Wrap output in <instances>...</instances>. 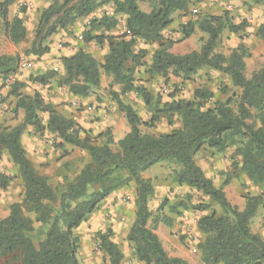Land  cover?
<instances>
[{
    "label": "trees",
    "instance_id": "trees-1",
    "mask_svg": "<svg viewBox=\"0 0 264 264\" xmlns=\"http://www.w3.org/2000/svg\"><path fill=\"white\" fill-rule=\"evenodd\" d=\"M249 1L264 7V0ZM16 2L0 0V29L14 45L25 41L27 35L23 19H9V8ZM142 2H151V10L142 11L139 6ZM107 5H112L113 15L90 20L81 33L84 44L108 46L101 64L90 53L79 49L71 56L60 57L61 75L49 70L36 77V83L44 85L50 78L58 76V86L67 87L72 96L89 97L101 86V68L122 87L123 93L132 91L134 70L143 65L141 60L146 54L144 50L134 51L136 43L142 41L159 45L151 56L147 71L151 77L166 82L172 75L186 82L199 70L208 68L227 76L240 94L203 109V104L212 98L208 90L194 92L198 103L183 99L161 103L146 88H135L152 114L145 125L153 127L162 117L169 125L173 117L181 124L180 128L156 136L143 134L140 129L143 122L133 107L124 103L117 93H112L113 101L129 126V132L118 141V151L114 152L111 137L95 145L100 134L91 137L90 131L57 112L39 92L22 95L23 84L14 83L11 95L16 98L15 110L23 111V121L0 131V153L6 152L15 166L23 184V197L21 202L11 204L7 217L0 219V258H9V264H80L79 240L74 231L103 200L131 183L135 187V214L127 241L136 259L144 264H190L182 258L170 257L148 225L161 221L170 227L171 220L166 217L153 219L148 201L154 194V187L142 174L155 165L170 163L177 167L172 172L175 184L194 190L209 201L207 204L181 201L169 207V212L178 216L188 210L206 212L196 224L203 235L198 245L201 261L204 264H264V239L251 231L253 218L259 209L264 210V193H247L243 197L245 205L239 210L229 203L223 189L216 187L195 161L203 146L223 152L239 142L240 147L236 150L241 160L239 171L254 186L264 187V62L258 71L246 78L243 46H238L228 58L215 52L225 29L237 33L244 30V24L234 25L223 14L203 16L195 22L180 25L181 40L193 35L195 28L207 38L202 40L198 51L174 55L169 49L176 42L164 39L162 31L172 24L173 14H185L189 10L190 0H51L41 12L27 54L38 58L48 54L50 37ZM118 15L126 18V30L131 37L126 33L106 35L116 29ZM256 35L264 42V25L258 27ZM15 71V58L0 55V76L6 77ZM40 114L48 116L46 124ZM27 127H33L37 132L46 130L60 140V147L77 148L89 155L90 162L59 194L46 177L39 175L28 158L21 142ZM8 181V177L0 175V189L5 190ZM228 183L229 178L225 185ZM212 206L218 207L220 212ZM96 238L111 264L123 260L122 252L112 240L111 229L97 233Z\"/></svg>",
    "mask_w": 264,
    "mask_h": 264
},
{
    "label": "rangeland",
    "instance_id": "rangeland-1",
    "mask_svg": "<svg viewBox=\"0 0 264 264\" xmlns=\"http://www.w3.org/2000/svg\"><path fill=\"white\" fill-rule=\"evenodd\" d=\"M30 2L31 0H18L16 11L27 14V19L29 18L31 21V14H38V11L34 12L32 9H28ZM41 3L47 7L51 3V0H41ZM151 4V2H142L139 6L141 10L148 12L152 8ZM190 4L191 7L185 14L177 13L183 17L181 25L195 22L207 15L221 16L226 14L227 20L230 23L237 26L244 24L245 27L244 30L237 33H232L225 29L220 36L215 52L228 58L233 50L240 45L243 46L246 51V55L243 58L245 64L244 75L246 78H250L253 73L262 67L264 62V42L256 35V31L260 25H264V7L254 5L249 0H202L200 2L190 0ZM111 6L107 5L101 8L103 14L100 17L106 15L107 8ZM193 8L198 10V13L194 16L191 14ZM100 17L97 18L95 15L89 17L85 27L89 26L90 20L99 19ZM122 20L121 17L117 25L122 26ZM35 28H33L31 34L29 31L30 39L18 45L11 43L3 30L0 29V55L15 58L16 82L23 84V87L20 89L21 94L31 95L35 91L39 92L46 102L57 104V106L54 105L56 111H61L60 113H64L66 116L79 113L85 114L89 112L87 109L96 111L104 108L107 119L97 122L99 124L93 130L83 129L90 131L91 137L100 134V137L95 140V145H100L111 137L113 140L111 148L114 152L118 151V141L123 139L129 132V126L123 113L118 110L113 101L112 93H117L124 103L133 107L143 122V125L140 127L143 134L156 136L180 128L181 124L176 117H173L169 125L167 119L162 117L153 127L145 125L149 122L152 114L142 101L140 95L136 93L135 88H146L161 103L171 101L172 99L195 100L198 103L199 100L194 99V92L197 89L208 90L212 93V98L203 104V109L212 107L215 102L225 101L232 95L240 94V90L231 85L227 76L208 68L199 70L190 81L186 82H182L180 78L172 75L169 76V80L166 82L162 78L151 77L147 71L157 44H144V42L138 41L134 51L140 52L144 50L146 54L143 60H141L143 65L134 70V90L123 93L122 87L117 85L112 77L105 74L100 68V88L93 90V94L88 98L73 102L70 101L72 95L68 92L67 87L58 86V76L50 78L44 85H40L34 81L36 77L43 75L49 70L61 75L60 68L54 65L56 58L51 59L47 55L38 58L27 54V51L31 47ZM177 29L180 30V26H175L170 31L171 35L174 36H171V38L173 40L177 39L174 45L180 48V55L198 51L203 44L202 40L207 38L205 33L195 28L193 35L187 41L186 39L179 41L181 37L175 36ZM83 31L79 34L77 33L78 36ZM62 32L73 34L68 29L60 30L57 33ZM122 34H125V31ZM57 36L58 34L56 36L53 35V44ZM163 38L167 39V37ZM75 39L77 40L76 35ZM60 43L65 49L72 46V43H63V41H60ZM22 63L26 64L25 68H21ZM98 63L101 64L100 61ZM4 79L5 77L0 76V131L7 127L13 128L23 121V111L15 110L16 98L11 95L12 85L9 87L4 86ZM85 100L91 101L85 103L83 102ZM95 105L96 108H94ZM40 117L43 124H46L48 116L40 114ZM21 142L27 149L36 171L39 175L47 178L48 183L57 194L62 192L66 184L72 182L79 171L90 162L86 151L69 146L60 147V140L46 130L37 132L33 127H27L22 135ZM239 147L240 144L237 142L223 152H216L203 146L196 154L195 161L201 167L205 176L211 179L216 187L223 189L229 203L241 210L245 205L243 197L247 193H264V187L259 188L254 186L239 171L241 160L236 153ZM176 169L177 167L174 164L163 163L155 165L142 174V177L149 180L154 187V194L148 201V207L153 219L160 220L166 217L171 220L170 227L161 221L157 224L149 222L148 225L159 237L165 251L170 257L182 258L190 264H204L201 261L198 250V245L203 240V235L197 229L196 224L198 219L205 215L206 212L200 213L188 210L178 216L169 212V207L181 201H189L191 204H207L209 201L200 193L185 186L175 184L172 179V172ZM0 175H4L9 179L6 189H0V219H3L8 216L11 204L21 202L23 197V184L6 152L0 153ZM227 178H229V183L225 185ZM134 202L135 187L130 183L103 200L88 219L74 231L79 240L78 259L80 264H111L102 253L96 238L97 233L105 232L107 229L112 230V240L123 254V260L119 264H144L136 259L133 249L127 241L129 229L134 222ZM163 203L165 205L159 211L158 209ZM212 209L220 212L218 207L212 206ZM263 216L264 210L259 209L251 222V231L264 239ZM8 260L9 258H0V264H9Z\"/></svg>",
    "mask_w": 264,
    "mask_h": 264
},
{
    "label": "crops",
    "instance_id": "crops-1",
    "mask_svg": "<svg viewBox=\"0 0 264 264\" xmlns=\"http://www.w3.org/2000/svg\"><path fill=\"white\" fill-rule=\"evenodd\" d=\"M18 1V0H17ZM17 3V2H16ZM16 3H14V5H12L9 8V19L12 20L14 17H19L21 19H23L24 21V26L27 30V35H26V39L25 40H29L30 39V34L31 31L33 30L34 27H36L39 17L41 15V12L45 9V6L43 5V3H41V0H31V2L29 3V8L28 9H32L34 12L38 11V14H31L32 18L31 21L29 20V18L27 19V14H23V13H18L16 11ZM103 8V7H101ZM101 8H99L96 12H94L92 14V16L89 17H93V15H95L97 18L100 17L101 14H103V10L101 11ZM39 9V10H38ZM107 16H111L113 15V8L112 6L110 8H107ZM109 11V13H108ZM143 11V10H142ZM145 12V11H144ZM87 18H82L80 20H78L72 27H68L67 29L72 31V35L68 34L66 32H62V33H57L58 36L54 39V44L52 41V37H50L47 40V43L49 44L48 46L50 47V52L48 54H46L47 56H49L51 59L52 58H56V61H54V65L56 67H59L61 70V62H60V57L61 56H71L72 54H74L75 52H77L79 49L84 50L88 53H90L96 60L102 62L103 61V57L108 53V46L107 45H103L101 47L95 46L94 43L93 44H84L82 42L81 39V35L78 36V34L86 29V24L88 23V19ZM122 17V26L117 25L115 30H111L110 32L106 33L107 36H117V35H121L125 30H126V24H125V20L126 18L124 16L118 15L116 18L118 19V22H120V19ZM28 20V22H26ZM172 24L164 31H162V36L163 37H167L170 40H173L171 38V31L175 26L179 27L181 25V22L183 21V17L179 16L177 13L172 15ZM32 25V26H31ZM31 27V28H30ZM30 31V34H29ZM76 31V32H75ZM78 33V34H77ZM176 35L177 37H181L182 35L179 31V29L176 30ZM56 34V35H57ZM54 35V36H56ZM75 35L77 37V40L75 39ZM174 37V36H172ZM181 38H179V40H181ZM177 40V39H176ZM173 40V41H176ZM60 41H63V43H72V46L68 47V49L63 48L60 43ZM187 41V39H186ZM51 42V43H50ZM185 42V41H184ZM145 47V45H144ZM159 47V45H156V48L154 49V51ZM143 49V48H142ZM169 52L174 54V55H180V48L177 47L176 45H173L170 49ZM59 55V56H57ZM183 55V54H182ZM58 58V59H57ZM151 62V59H150ZM84 98H88V97H79V96H71L70 101H80L83 100ZM91 100H85L83 102L87 103ZM55 106H57V104H53ZM75 105V103H74ZM98 105V104H97ZM94 108H96V105L94 106ZM89 110V112H86L85 114H73V115H64V113H60L63 114L65 117L74 120L78 125H80L82 128L84 129H94L95 127H97L96 125H98L99 123L97 122H101V121H105V119H107V117L105 116V111L104 108L98 109L96 111L92 110V109H87ZM103 123V122H102ZM23 144V143H22ZM25 148V147H24ZM26 152L27 149L25 148ZM38 154V153H37ZM28 158L29 160L32 162V160L30 159V156L27 152ZM33 163V162H32Z\"/></svg>",
    "mask_w": 264,
    "mask_h": 264
},
{
    "label": "built area",
    "instance_id": "built-area-1",
    "mask_svg": "<svg viewBox=\"0 0 264 264\" xmlns=\"http://www.w3.org/2000/svg\"><path fill=\"white\" fill-rule=\"evenodd\" d=\"M198 13V10L196 8H193L191 10V14L194 16ZM125 33L131 37V34L129 31L125 30ZM26 67V64L25 63H22L21 64V68H25ZM16 74L15 73H12V74H9L8 76L5 77L4 79V86L6 87H9L11 85H13L15 82H16Z\"/></svg>",
    "mask_w": 264,
    "mask_h": 264
}]
</instances>
